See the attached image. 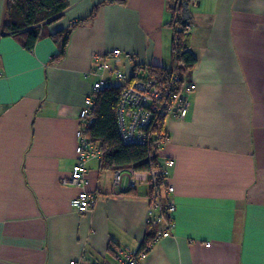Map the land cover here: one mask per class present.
<instances>
[{"label": "crops", "instance_id": "crops-1", "mask_svg": "<svg viewBox=\"0 0 264 264\" xmlns=\"http://www.w3.org/2000/svg\"><path fill=\"white\" fill-rule=\"evenodd\" d=\"M5 1L0 264H118L116 256L136 252L143 239L145 189L113 194L112 170L90 159L87 189L96 202L78 212L70 205L78 188L61 179L75 162L78 109L100 78L93 55L121 50L119 61L107 62L128 78L149 74V65L169 67L173 0H69L31 49L4 33ZM185 3L196 59L185 77L196 89L184 119L165 118L160 151L175 161L173 228L139 264H264V0ZM63 29L70 31L58 56L50 35Z\"/></svg>", "mask_w": 264, "mask_h": 264}, {"label": "built area", "instance_id": "built-area-1", "mask_svg": "<svg viewBox=\"0 0 264 264\" xmlns=\"http://www.w3.org/2000/svg\"><path fill=\"white\" fill-rule=\"evenodd\" d=\"M196 4L197 0H189ZM187 0H173L172 20L177 25L182 19L181 12ZM188 31L189 23H185ZM174 48H176V43ZM123 52L115 49L110 53L99 56L93 55L94 72L100 78L91 85V92L85 97L84 105L77 112L78 128L75 133V162L69 176L61 179L63 185L75 186L78 193L72 198L70 205L78 212H85L96 202L94 192L87 189L89 180L86 176V162L100 158L101 151L87 137V128L93 121L94 94L99 92L108 82L103 72L110 73L116 80L122 81L123 90L120 93L116 121L117 130L124 143H141L148 147L146 166L142 169L133 167L120 168L113 171L112 193L118 196L130 190L142 187L148 200L145 214L144 235L147 228L155 229L153 237L143 248L141 240L138 250L134 253H119L116 256L118 264H139L140 260L151 247L152 243L171 234L173 228V212L175 204L172 197L174 187L168 177L175 161L171 157L162 156L160 151L168 140L167 133L161 126L162 121L170 116L184 119L187 115L190 101L189 95L196 89L194 82H187L176 66V59L165 79L156 78L150 74L137 75L128 78L116 67H109L108 60L119 61ZM126 57L131 56L125 54ZM68 264H88L82 260H70Z\"/></svg>", "mask_w": 264, "mask_h": 264}, {"label": "trees", "instance_id": "trees-1", "mask_svg": "<svg viewBox=\"0 0 264 264\" xmlns=\"http://www.w3.org/2000/svg\"><path fill=\"white\" fill-rule=\"evenodd\" d=\"M68 5L69 0H6L3 31L19 37L24 47L31 49L41 34V26L57 19ZM183 11L184 9L181 12L182 19L177 22V25L173 20L170 21L173 28V41L176 43V48L172 47V60L176 59V66L180 73L187 75V72L194 67L196 59L188 48V31L185 29L187 20L183 17ZM91 15L92 13L77 23L87 21ZM69 31V29H63L50 35L54 42L60 43L61 51L58 56L64 53ZM171 66L172 63L169 67L149 65L147 72L158 79H165ZM122 90V84L107 83L94 94L93 121L87 128L86 134L89 141L98 146L101 151L100 158H93L99 160L101 170H112L113 172L120 168L142 169L146 166L148 147L141 143H124L117 130L116 109ZM164 121L165 119L161 126L169 136ZM132 192L135 190L127 193ZM154 233V228L146 229L140 248L150 241Z\"/></svg>", "mask_w": 264, "mask_h": 264}, {"label": "rangeland", "instance_id": "rangeland-1", "mask_svg": "<svg viewBox=\"0 0 264 264\" xmlns=\"http://www.w3.org/2000/svg\"><path fill=\"white\" fill-rule=\"evenodd\" d=\"M114 82H115V83H120V81H116V80H114Z\"/></svg>", "mask_w": 264, "mask_h": 264}]
</instances>
